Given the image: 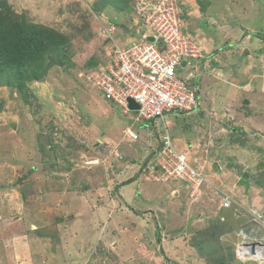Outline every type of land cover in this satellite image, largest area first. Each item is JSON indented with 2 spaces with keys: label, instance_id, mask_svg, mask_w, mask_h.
<instances>
[{
  "label": "rangeland",
  "instance_id": "1",
  "mask_svg": "<svg viewBox=\"0 0 264 264\" xmlns=\"http://www.w3.org/2000/svg\"><path fill=\"white\" fill-rule=\"evenodd\" d=\"M162 1L224 51L197 110L168 128L203 178L193 196L143 175L158 133L138 157L143 137L121 134L134 113L100 84ZM213 2L0 0V264H260L239 247L264 235V0H224L221 18Z\"/></svg>",
  "mask_w": 264,
  "mask_h": 264
},
{
  "label": "built area",
  "instance_id": "2",
  "mask_svg": "<svg viewBox=\"0 0 264 264\" xmlns=\"http://www.w3.org/2000/svg\"><path fill=\"white\" fill-rule=\"evenodd\" d=\"M175 9L167 2H158L146 16L144 32L142 30L139 39L130 41L126 47L113 46L107 65L102 67L106 66L104 81L100 83L102 88H109V95L123 111L133 112L134 119L146 125L162 121L167 116H187L199 105V73L192 69L191 62L202 58L203 54L198 39L183 29ZM128 99L137 107L130 110ZM130 135L137 137L132 131ZM153 166L161 173L160 177L158 172H150ZM153 166L148 167L149 174L156 180L168 178L192 185L190 196L203 180L188 164L185 154L176 150L166 128L160 135ZM229 203L225 198L222 205L225 207ZM262 243L264 235L258 244L242 243L239 249L249 245L253 251Z\"/></svg>",
  "mask_w": 264,
  "mask_h": 264
},
{
  "label": "crops",
  "instance_id": "3",
  "mask_svg": "<svg viewBox=\"0 0 264 264\" xmlns=\"http://www.w3.org/2000/svg\"><path fill=\"white\" fill-rule=\"evenodd\" d=\"M185 1V0H184ZM215 1V3H214V5H212V6H210L209 7V9H207L208 11V13L210 14V13H212V14H214V15H216L217 16V18H221V16H223L224 15V11H223V9H222V6L223 5H226V4H223V5H221L222 3L221 2H223L224 0H214ZM186 15H189V13H188V11H187V9L186 10H184L183 11ZM216 16H215V18H216ZM202 23V26H203V28H206V22L204 23V22H201ZM200 23V24H201ZM216 40V39H215ZM212 41V44H213V42H214V40H211ZM211 51H209V52H207V53H210ZM223 49H222V51H220L219 50V54L218 55H213V53L211 52L208 56H207V58L205 59V61H204V65H203V63L201 64V66L199 67V66H197V69L198 70H200V73H201V77L199 78V81H198V89H199V93H201V90L203 89V85H204V82L207 80L206 78L204 79V77H205V75H206V71H208L207 69L209 68L208 66H211V64H213V61H214V57L215 56H220L221 54H223ZM222 56V55H221ZM224 59H226V58H224ZM227 60V59H226ZM220 63H222L221 61H220ZM210 64V65H209ZM178 119H180V117H174V116H167L166 118H165V123L163 124L161 121H159V122H157L155 125L153 124L152 126H150V127H152L153 129H154V131H156L157 133H159L160 134V132H161V128H163V126H167L169 129H170V124H173L172 125V127H175L174 129H176V126H178V123H177V121H178ZM180 130V129H179ZM144 131L146 132V133H148V135H144L143 133H144ZM176 131H177V129H176ZM150 132L152 133V131L150 130V129H145V130H143L142 131V137L144 138H142V141H144L143 142V146L145 147L144 148V150L146 149V151L145 152H142V153H139L138 154V157H141V156H143V155H145V153H147V151H148V149H149V144H150V139L148 138V137H151L150 136ZM152 135V134H151ZM188 139V138H187ZM154 140H156V139H154ZM111 141H113V142H116L115 140H111ZM157 141H158V138H157ZM127 142V141H126ZM159 143V142H158ZM111 146H113V145H111ZM129 151V150H128ZM135 156V155H134ZM138 178H140V177H137V179ZM134 180H136V178L134 179ZM133 180V181H134ZM179 191V189H177V190H171V191H168V192H170V195H174V193H176V192H178ZM168 192L167 193H165V195L167 196V194H168ZM166 201H167V199H166Z\"/></svg>",
  "mask_w": 264,
  "mask_h": 264
},
{
  "label": "clouds",
  "instance_id": "4",
  "mask_svg": "<svg viewBox=\"0 0 264 264\" xmlns=\"http://www.w3.org/2000/svg\"><path fill=\"white\" fill-rule=\"evenodd\" d=\"M178 11V13H179V16H180V19L182 20V17H184V12H183V10L182 11H180L179 9L177 10ZM183 21V20H182ZM183 29L185 30V31H187L188 33H190L191 35H192V33L195 31H193L192 30V32H189V29L188 28H185L184 26H183ZM201 46V53L203 54V57L202 58H196V59H193L192 60V64H193V67H192V69H194V70H196V72H198L199 73V78L201 77V73H200V70H198L197 69V66H201V62L202 61H205V59L207 58V56L209 55L208 53H207V51H204V48H202V46H203V44H201L200 45ZM198 81H199V79H198ZM197 84H198V82H197ZM199 91V90H198ZM198 94H199V92H198ZM128 101H129V99H128ZM117 104V103H116ZM118 105V104H117ZM119 106V105H118ZM120 107V106H119ZM121 108V107H120ZM128 108H129V105H128ZM130 109V108H129ZM121 110H122V113H123V115L125 116V115H128L129 116V113H131V112H124L123 111V109L121 108ZM130 110H132V109H130ZM185 117V116H184ZM180 118H182L181 116H180ZM130 120H131V122H130V124L129 125H127V126H125V128H123L122 129V132H121V134L123 133V139L122 140H125V141H127V142H130V141H136L137 139L139 140L141 137H142V131L143 130H145V129H148V128H152V127H150V126H152L153 124H150V125H146L145 123H140V122H138L137 120H135L134 119V116H130ZM159 122V121H158ZM163 124L165 123V119L164 120H162L161 121ZM157 123V122H156ZM156 123H154V125L156 124ZM135 124H138L139 126V128H137V129H135ZM164 128H166L167 129V131L169 132V129H168V127L167 126H163V128H161L160 130H161V132H160V134L158 133V140H159V143H158V145H160V135L162 134V132H163V129ZM128 130H130V132L132 131V132H134L136 135H137V137L136 138H133L131 135H130V132L128 131ZM138 131H140V133H138ZM156 132V131H155ZM153 133V132H152ZM169 134H170V132H169ZM140 136V137H139ZM170 136H171V134H170ZM127 137V138H126ZM171 138H172V136H171ZM129 139V140H128ZM142 139V138H141ZM177 150V149H176ZM178 151V150H177ZM148 156V155H147ZM155 156H156V154H154V155H152L151 157H150V159L148 160V161H146V159L144 160V166L142 167V173H143V175L144 176H146V175H150L149 174V168L148 167H152L154 164H155ZM135 162V159H134V161L132 162V164ZM153 162V165L151 164ZM155 181L156 182H162L161 180H156L155 179ZM239 252V251H238Z\"/></svg>",
  "mask_w": 264,
  "mask_h": 264
},
{
  "label": "bare ground",
  "instance_id": "5",
  "mask_svg": "<svg viewBox=\"0 0 264 264\" xmlns=\"http://www.w3.org/2000/svg\"><path fill=\"white\" fill-rule=\"evenodd\" d=\"M241 250L242 256H248V258L254 257V260H258L260 264H264V243L260 244V246H256L253 251L249 245L244 246L243 248L241 247Z\"/></svg>",
  "mask_w": 264,
  "mask_h": 264
},
{
  "label": "water",
  "instance_id": "6",
  "mask_svg": "<svg viewBox=\"0 0 264 264\" xmlns=\"http://www.w3.org/2000/svg\"><path fill=\"white\" fill-rule=\"evenodd\" d=\"M137 106L134 104V102L131 100V99H129V108L130 109H134V108H136Z\"/></svg>",
  "mask_w": 264,
  "mask_h": 264
}]
</instances>
